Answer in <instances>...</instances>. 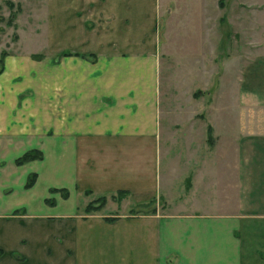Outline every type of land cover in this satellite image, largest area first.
<instances>
[{"label":"crops","instance_id":"obj_1","mask_svg":"<svg viewBox=\"0 0 264 264\" xmlns=\"http://www.w3.org/2000/svg\"><path fill=\"white\" fill-rule=\"evenodd\" d=\"M161 2L83 0V49L75 50L83 57L62 56L54 63L66 69L65 76L48 80L62 88L47 115L38 104L33 126L17 121L0 141L8 159L28 148L42 151L41 159L21 164L12 175L22 181L30 170L37 173L30 187L5 202L25 213L0 219V227L17 230L23 259L0 245V264H264V52L240 69L238 130L216 126L209 117L211 133L222 137L206 146V154L200 157L199 142L191 145V155L172 154L161 139L157 102ZM73 60L83 64V76L74 79ZM221 161L224 179L215 166ZM185 178L190 189L180 185ZM75 182L92 195L124 190L133 203L172 195L176 200H165L153 213L112 221L83 211L81 223L67 218L73 209L66 198L40 206L47 187L70 189ZM42 211L56 215L54 220L32 218Z\"/></svg>","mask_w":264,"mask_h":264},{"label":"rangeland","instance_id":"obj_2","mask_svg":"<svg viewBox=\"0 0 264 264\" xmlns=\"http://www.w3.org/2000/svg\"><path fill=\"white\" fill-rule=\"evenodd\" d=\"M160 1L162 9L156 27V50L159 52L157 102L161 139H167L169 151L172 154L179 152L181 158L186 152L192 154L191 145L199 142L201 148L198 151L202 157L206 154V146L222 137L208 132L209 117L215 120L216 126H226L232 133L241 126L236 81L244 64L258 51L264 52V0ZM81 32L83 34V0H0V141L10 134L17 121L24 120L25 124L33 126L36 119L33 112H37L38 104L43 106L40 112L47 115L48 103L62 88L50 85L48 80L65 76L61 72L66 69L63 63L61 66L54 63L64 61L62 56L74 55H61L63 50L83 49ZM71 63L74 71L71 78L83 76V64L80 67L74 60ZM4 81L7 83L2 84ZM179 122L180 128L176 129ZM184 141L188 142V149L184 147ZM38 150L39 157L17 162L16 158L25 150L8 159L6 150L0 148V219L4 222L25 213L18 204L11 207L5 202L18 190L22 192L34 183L35 171L27 172L22 181L18 175H12L21 164L41 159L42 151ZM231 150L229 144L228 158ZM218 153H222V149H218ZM224 165L223 161L215 164L218 178L224 179ZM30 175H34L32 183L25 186ZM177 182L174 180L173 185ZM183 183L184 189L191 188L189 178L181 180L180 185ZM223 186L224 183L219 185L221 189ZM83 192L89 198L83 199ZM90 192L88 189L83 191L77 182L70 189L49 186L38 201L41 207H52L59 197L66 198V204L73 209L67 218L81 223L83 211L88 215H104L105 221H112L121 215L153 213L154 207L165 205V200L169 205L176 200L172 195L167 199L158 197L133 203L125 199L124 190L111 195H92ZM99 196H104L99 207L85 210L86 205H98ZM40 216L51 221L56 215L42 211L32 218ZM107 217L113 219L107 220ZM16 232L2 223L0 245L12 249V257L22 260L23 256L16 250L19 246L14 239ZM76 258L77 261L82 259L78 254Z\"/></svg>","mask_w":264,"mask_h":264},{"label":"trees","instance_id":"obj_3","mask_svg":"<svg viewBox=\"0 0 264 264\" xmlns=\"http://www.w3.org/2000/svg\"><path fill=\"white\" fill-rule=\"evenodd\" d=\"M60 54L61 55L74 54V55H79V56L83 57V53H81V52H72V51L70 52V51H64L63 50L62 52H60ZM88 56H93V54L89 53ZM1 62H2V60H1ZM207 130H209L208 132L210 133V128L209 127L207 128ZM39 156H40V151L38 149H33V148L32 149H27V150H25L23 153H21L16 158V161L17 162H21L23 160L31 159V158L39 157ZM32 176H34V175H32ZM32 176L30 175L27 178V180L25 182V186H28V185H30L32 183ZM99 201H100V203H98V205H95L94 207L86 205L85 206V210L98 208L99 205L104 201V196H99ZM106 219L107 220H112L113 217L112 218L111 217H107Z\"/></svg>","mask_w":264,"mask_h":264}]
</instances>
